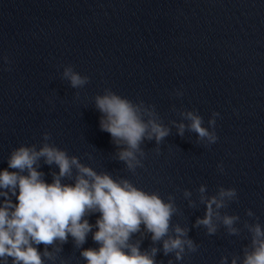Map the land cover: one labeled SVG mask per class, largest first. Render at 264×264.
Returning <instances> with one entry per match:
<instances>
[{
	"label": "clouds",
	"instance_id": "1",
	"mask_svg": "<svg viewBox=\"0 0 264 264\" xmlns=\"http://www.w3.org/2000/svg\"><path fill=\"white\" fill-rule=\"evenodd\" d=\"M10 63L7 57H3ZM61 79L67 80L73 89H81L90 78L76 72L72 65L64 66ZM176 97H182V90H175ZM77 97L79 93L76 94ZM95 108L101 113L99 127L111 136L116 151V160L124 163L127 171L136 174L143 168L147 152L142 145L155 141L156 145L172 134L184 137L186 131L197 136V145L211 146L218 141L215 131L216 118L220 113L213 111L204 126V119L197 110H177L180 117L166 125L156 106L143 100L134 102L111 89L94 97ZM51 102V101H49ZM187 121V123H185ZM51 134L43 133V143L21 145L10 152L8 169L0 170V264H55L63 245L72 238L74 247L81 249L80 256L86 264H163L156 256L173 254L175 261H182L186 255L196 253L199 245L189 237L190 228L173 224L175 215L182 210L175 203V197L163 199L158 192H148L135 186L129 179L114 178L108 172H98L85 165L77 156H70L66 150L50 144ZM156 154H160L156 148ZM91 159V157H89ZM56 165L59 172H52L53 180L47 183L44 173L38 171L40 161ZM223 174L222 163L217 165ZM26 173V174H25ZM74 183H63V180ZM18 192V194H17ZM198 201L193 193L185 189L183 197L188 207L205 206L203 217H197L192 228L206 229V235H215L221 226L229 236H240L246 230L250 243L242 249L241 255H232L231 264H264V226L259 217L248 209L242 228L237 227L241 218L226 211L232 202H238L236 188L218 187L215 194H208L207 186L197 189ZM15 197L16 202H13ZM99 213L95 224L87 217ZM96 231H93V229ZM89 233L98 248H82ZM150 236L151 246L141 248L144 239ZM162 244V249L157 245ZM39 245L44 250H39ZM51 249V250H49ZM61 264L65 261L61 260ZM168 264H173L169 259ZM219 264H228V257L222 256Z\"/></svg>",
	"mask_w": 264,
	"mask_h": 264
},
{
	"label": "water",
	"instance_id": "2",
	"mask_svg": "<svg viewBox=\"0 0 264 264\" xmlns=\"http://www.w3.org/2000/svg\"><path fill=\"white\" fill-rule=\"evenodd\" d=\"M9 264H11V261H9Z\"/></svg>",
	"mask_w": 264,
	"mask_h": 264
}]
</instances>
